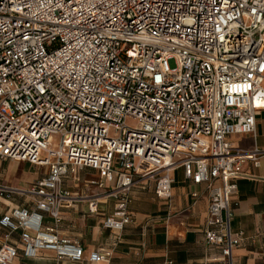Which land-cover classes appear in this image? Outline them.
Returning <instances> with one entry per match:
<instances>
[{
  "label": "built area",
  "instance_id": "1",
  "mask_svg": "<svg viewBox=\"0 0 264 264\" xmlns=\"http://www.w3.org/2000/svg\"><path fill=\"white\" fill-rule=\"evenodd\" d=\"M262 113L264 0H0V162L47 169L27 189L0 183V200H27L0 220V264L41 251L83 260L79 243L44 224L83 200L98 212L68 177L98 173L91 184L115 203L102 227L118 234L133 223L134 188L169 201L178 168L207 186L205 243L234 264L244 235L232 231L231 198L264 150L230 138L255 135ZM113 255L98 249L90 261Z\"/></svg>",
  "mask_w": 264,
  "mask_h": 264
},
{
  "label": "crops",
  "instance_id": "2",
  "mask_svg": "<svg viewBox=\"0 0 264 264\" xmlns=\"http://www.w3.org/2000/svg\"><path fill=\"white\" fill-rule=\"evenodd\" d=\"M230 142L244 150L255 147L264 150V113L257 119L255 135H235ZM242 170L254 178L238 180V192L231 198L232 231L244 235L242 245L233 252V263L264 264V158L260 167L247 161ZM46 174L47 169L28 163L0 162V183L14 187L27 189ZM172 176L175 183L169 201L158 198L152 191L134 188L130 205L133 223L118 234L102 227L115 203L104 196L105 189L91 184L99 181L98 173L84 170L68 177L65 188L72 194L97 197L98 212L91 214L88 200H83L63 208L59 221L46 215L44 224L55 228L60 237L79 243L84 250L83 260L58 262L54 252L41 251L35 259L20 255L13 264H108L90 261L91 254L98 249L113 250L109 264H227L220 248L205 243L210 204L207 186L187 179L182 168L175 169ZM26 202L21 197L1 199L0 220L10 208ZM7 233L0 225V246L6 241ZM18 239L19 235L15 234L11 241L16 243Z\"/></svg>",
  "mask_w": 264,
  "mask_h": 264
},
{
  "label": "rangeland",
  "instance_id": "3",
  "mask_svg": "<svg viewBox=\"0 0 264 264\" xmlns=\"http://www.w3.org/2000/svg\"><path fill=\"white\" fill-rule=\"evenodd\" d=\"M169 65H170L171 68H175V67H176V63H175L174 60H171V61L169 62ZM127 123H128V126H130V127H132V128H136V127H138V124H139L138 121H137V120H134V119H129V120L127 121ZM59 141H60V137H59L58 135L53 136V148H54V149L58 148ZM28 164H29V163H28ZM30 165H31V164H30ZM31 166H33V165H31ZM33 167H34V166H33Z\"/></svg>",
  "mask_w": 264,
  "mask_h": 264
}]
</instances>
